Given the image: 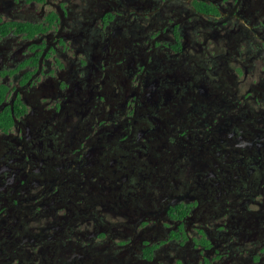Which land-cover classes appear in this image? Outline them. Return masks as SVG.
<instances>
[{"label":"flooded vegetation","instance_id":"1","mask_svg":"<svg viewBox=\"0 0 264 264\" xmlns=\"http://www.w3.org/2000/svg\"><path fill=\"white\" fill-rule=\"evenodd\" d=\"M0 264H264V0H0Z\"/></svg>","mask_w":264,"mask_h":264},{"label":"rangeland","instance_id":"2","mask_svg":"<svg viewBox=\"0 0 264 264\" xmlns=\"http://www.w3.org/2000/svg\"><path fill=\"white\" fill-rule=\"evenodd\" d=\"M118 159H120L119 168H122L121 164H126L127 165V162L126 161H123V159H124L123 157H120Z\"/></svg>","mask_w":264,"mask_h":264}]
</instances>
